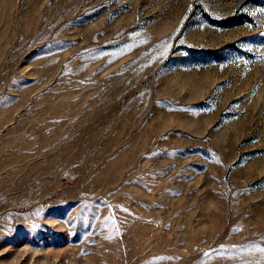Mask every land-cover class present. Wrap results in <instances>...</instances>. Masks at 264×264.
Masks as SVG:
<instances>
[{
    "label": "rangeland",
    "instance_id": "1",
    "mask_svg": "<svg viewBox=\"0 0 264 264\" xmlns=\"http://www.w3.org/2000/svg\"><path fill=\"white\" fill-rule=\"evenodd\" d=\"M0 264H264V0H0Z\"/></svg>",
    "mask_w": 264,
    "mask_h": 264
}]
</instances>
